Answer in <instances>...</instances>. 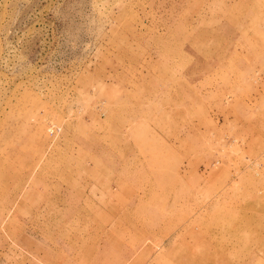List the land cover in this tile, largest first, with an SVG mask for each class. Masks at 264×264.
I'll return each instance as SVG.
<instances>
[{"label":"rangeland","instance_id":"1","mask_svg":"<svg viewBox=\"0 0 264 264\" xmlns=\"http://www.w3.org/2000/svg\"><path fill=\"white\" fill-rule=\"evenodd\" d=\"M152 58L167 59L170 67L146 65ZM228 58L234 75L245 59L264 61V0H0V200L5 176L7 194L24 175L20 194L42 164L48 152L42 138L52 150L67 120L81 122L91 111L98 121L109 107L133 102V75L164 74L170 97L162 104L182 95L186 104L198 105L203 121L211 119L218 129L220 185L233 183L234 206L201 212L207 224L190 222L198 230L186 228L185 238L205 241V234L218 264H264V130L249 123L243 140L241 130L227 132L228 117L234 124L242 120L232 107L237 111L244 99L255 107L260 102L252 82L238 92L241 83L226 80ZM214 74L223 87L216 93L210 91ZM29 151L39 162L19 161ZM241 202H247L244 208ZM0 240L13 250L19 246L8 237ZM100 242L76 246L93 255Z\"/></svg>","mask_w":264,"mask_h":264},{"label":"crops","instance_id":"2","mask_svg":"<svg viewBox=\"0 0 264 264\" xmlns=\"http://www.w3.org/2000/svg\"><path fill=\"white\" fill-rule=\"evenodd\" d=\"M158 63L165 71L171 61L152 58L146 65ZM223 66L231 74L226 80L241 83L238 92L252 82L262 103L255 107L244 99L237 111L231 108L242 120L234 124V117H228L227 132L239 135L241 130L243 140L249 123L264 130V61L245 59L236 64L241 72L236 75L230 72V58ZM211 78L210 91L216 93L222 82L216 75ZM168 79L164 74H135L133 102L109 107L98 121L91 111L81 122L67 120L52 150L42 138L48 152L20 194L24 175L7 194L9 176L3 178L0 239L8 237L19 246L13 250L2 243L0 264H134L136 257L141 259L135 264L145 257V264H218L211 258V245L205 246V234V241L185 237L198 230L188 224L202 221L201 212L234 206L233 183L220 185L218 129L211 119L203 121L198 105L186 104L182 95L173 104H162L170 97L164 82ZM201 94L196 86L195 96ZM20 155L19 161L39 162L30 151ZM245 172L241 170L243 177ZM103 227L106 234L100 233ZM96 241L101 245L93 255L87 249L80 253L76 246Z\"/></svg>","mask_w":264,"mask_h":264},{"label":"built area","instance_id":"3","mask_svg":"<svg viewBox=\"0 0 264 264\" xmlns=\"http://www.w3.org/2000/svg\"><path fill=\"white\" fill-rule=\"evenodd\" d=\"M57 128H58V127H56V131H57V132L55 133V131L53 130V131L51 132V135H53V136H54V135H55V136L57 135V133L60 131V129H57Z\"/></svg>","mask_w":264,"mask_h":264}]
</instances>
